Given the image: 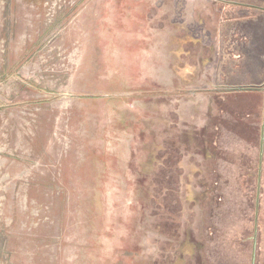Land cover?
I'll return each instance as SVG.
<instances>
[{
    "label": "rangeland",
    "instance_id": "rangeland-1",
    "mask_svg": "<svg viewBox=\"0 0 264 264\" xmlns=\"http://www.w3.org/2000/svg\"><path fill=\"white\" fill-rule=\"evenodd\" d=\"M0 264H264V0H0Z\"/></svg>",
    "mask_w": 264,
    "mask_h": 264
},
{
    "label": "crops",
    "instance_id": "crops-1",
    "mask_svg": "<svg viewBox=\"0 0 264 264\" xmlns=\"http://www.w3.org/2000/svg\"><path fill=\"white\" fill-rule=\"evenodd\" d=\"M143 206L146 207V204H144Z\"/></svg>",
    "mask_w": 264,
    "mask_h": 264
}]
</instances>
